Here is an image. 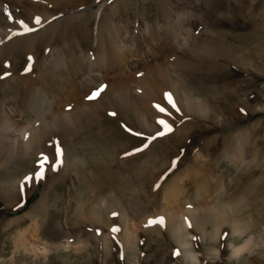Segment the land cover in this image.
I'll list each match as a JSON object with an SVG mask.
<instances>
[{"label": "rangeland", "instance_id": "1", "mask_svg": "<svg viewBox=\"0 0 264 264\" xmlns=\"http://www.w3.org/2000/svg\"><path fill=\"white\" fill-rule=\"evenodd\" d=\"M47 7L13 19L27 20L35 32L24 46L0 44V103L14 77V110L21 114L14 122L22 129L0 143V264H264V0H78ZM102 13L124 28L127 54L136 59L124 78L134 90L131 76L154 80L155 95L134 92L150 125H140L129 104L117 109L107 102L96 123L72 140L44 122L66 104L40 108L42 83L47 93L58 92L43 64L55 48L68 54L74 29L89 33L83 52L93 63ZM172 24L179 39L160 54L147 28H158L163 41ZM183 61L203 69L178 68ZM32 70L24 89L22 76ZM164 70L182 92L164 83ZM110 76L98 77L82 98L107 101L104 91L117 81ZM12 142L18 151L32 149L10 158Z\"/></svg>", "mask_w": 264, "mask_h": 264}, {"label": "bare ground", "instance_id": "2", "mask_svg": "<svg viewBox=\"0 0 264 264\" xmlns=\"http://www.w3.org/2000/svg\"><path fill=\"white\" fill-rule=\"evenodd\" d=\"M77 1L78 0H2L0 3V5H2L0 6V44L1 42H6L8 45L13 46V43L22 42L21 45L22 47L27 42H29V40L32 39L33 36L35 35L34 34L35 32L31 34L32 30L31 31L26 30L24 26L25 24H27L28 28L30 27L29 22H27V20L23 21L24 23H21L20 21L18 22L17 25H15L16 23L13 22V19H16L18 17V14L23 12H29V14H32L35 12V10H37L38 6H40V4L42 3L47 4L48 5L47 9L50 10L51 8L49 7H51V5H58L59 7L61 6L63 8L64 7L69 8L71 6L73 7ZM80 3H82V1H80ZM96 13H97L96 11H93L92 16L95 15ZM100 16L101 17L99 24L101 27H99V29L97 28V30L100 32V38H98L96 49H93L95 55L93 63L90 62L89 59L90 56L85 54L86 52L85 53L83 52L85 46L89 45V39L87 36V34L89 33H87L86 30L76 29L77 30L76 31L74 29L71 33L72 42L70 43L68 54H66V52L65 53L60 52L55 48L51 52V56L46 61H44L43 64V67H45L44 65H48L49 70L52 72L53 77L57 81L58 92L47 93L46 91L48 85L46 83H42L40 88L42 90L41 91L42 98L39 103L40 108H44V106H49L53 108L57 105L64 106L65 104L68 106L67 108V106L65 105L64 110L60 111L58 109L59 111L53 112L52 121L49 120L50 121L49 122L44 120V122L47 125L49 124L50 126L63 129L67 133V136H69L70 139L72 140L73 137H76V135L80 131L83 130L85 131V129H89L96 123L97 121L96 115L98 114L100 109L105 107V103L107 102L108 104H110V107H115L117 109L121 106L123 102L129 104L135 112L138 123L142 126L145 124L150 125L148 119L149 118L148 113L144 110L145 108L143 109L141 102L140 104H138L139 101H141L140 100L141 95L139 93L137 96L134 94V92L136 93L138 91L137 89H141L142 94L146 92L148 95H155V91H154L155 88L153 86L154 80L151 77L142 78L140 76L141 78H137L138 76L137 77L131 76L130 79L133 80L134 87L137 86L135 87L136 90L132 88L133 86L130 85L128 79L124 78V75L126 73L132 75V73L129 72L128 69H132V68L134 69L136 67L135 65L136 62L134 61L136 59L130 58L127 54L128 44H127V40L125 39L126 37L123 35L124 28L118 24L111 23L110 19H108V16H106L104 13H102ZM3 24H5V26H3ZM147 29L151 31V33L148 34L149 36L155 39L158 47V53L160 54L169 53L172 50V40L175 39L177 41V39H179L177 38L178 34L180 35L179 30H175L176 29L175 24H172L171 29L164 34L165 39L163 41H162L163 37L162 38L160 37L158 28L152 27V29L151 28H147ZM47 30L49 29L47 28L44 31ZM1 51L2 50L0 48V53ZM66 55L70 56L71 66L69 67L66 66L65 63L68 57V56L66 57ZM143 58L145 61L146 59H148V56L143 55ZM32 60L29 61L28 67H30ZM35 61H37V59H35ZM176 64L178 68L180 69L186 68V70H190L191 72L194 70L203 69L202 64L197 63V61H193V62L183 61V62H178ZM163 72H164V78L166 80V82L164 83L167 86H171L174 89H176L179 85V88L182 92V86L180 85L181 83L176 78L175 80H173L172 78V81H170L172 75L166 70H164ZM32 73L33 70L31 71V73L26 72V74L22 76V78L24 79L23 80L24 89L30 88L31 83L33 82L30 78L33 77ZM103 75H107V76L111 75L110 77L117 78V81L115 82L114 80L112 86L106 91H104V96L107 99V101H105V99H103L104 102L99 101L101 100L100 98L102 96L97 100L96 99L84 100L82 96L86 93V91L90 87L97 85V82L95 80ZM14 81H15L14 77L10 79L8 86H6L1 96L0 109L6 113L4 116L0 115L1 117L0 119H2L0 123V137L2 138V139L0 138V143L4 139H6L8 143L9 135H15L18 131L22 130L21 128H17V126L19 125L18 123L14 122V120L20 121L19 117L21 116V114L20 115L16 114L17 111L15 113L14 110V109H18L17 107L18 105L17 103H15L14 97L12 95V93H14ZM118 94L119 97H117ZM189 95L190 93L185 94L186 97H189ZM6 104L8 105V107L3 106ZM14 139H11V141H15ZM14 143L12 144V146L9 145L7 146L8 153L7 151L6 153L10 158H14V155L18 156L19 154L27 155L29 151L32 149L31 146L29 148L28 147L25 148L26 150L18 151L19 148H17L16 144ZM3 150L1 151L0 149V153H2ZM97 184L98 183H96L95 185ZM85 193L86 192H84V195H87ZM174 194L175 191H172L171 196H174Z\"/></svg>", "mask_w": 264, "mask_h": 264}, {"label": "snow or ice", "instance_id": "3", "mask_svg": "<svg viewBox=\"0 0 264 264\" xmlns=\"http://www.w3.org/2000/svg\"><path fill=\"white\" fill-rule=\"evenodd\" d=\"M40 22H41V21H40L39 18H37V19L35 20V23H37V24H39ZM21 23H24V22L21 21ZM24 26H25L26 30L31 31V29L28 28L27 24H25ZM9 75H10V73H9ZM141 75H142V74H141ZM98 95H99V91L94 92V93L92 94V96L89 97V99L94 98L95 96H98ZM166 95H167V98H168L169 102L172 103V106H173V107H176L175 102H174V100H173L171 94H166ZM158 107H159V106H158ZM159 110H160V111H165V109L162 108V107H161ZM177 111H179L178 108H177ZM159 123H160L161 125H163L164 128H165L167 131H171V126H170L166 121H164V120H160ZM129 131H131V130H129ZM163 134H164V133H158V135H163ZM136 135H140V133H136ZM150 139H155V137H151ZM147 146H148V145L145 144V145H144V148H146ZM142 150H143L142 148H138V149H136V151H142ZM59 156H62V152H58V157H59ZM45 163H47V158H46V157L43 158V159L41 160L40 167H41L42 169H43ZM40 176L43 177V171H41ZM31 179H32L31 177H26V178H25V182H26V183H27V182H30ZM22 190H23V188H22Z\"/></svg>", "mask_w": 264, "mask_h": 264}]
</instances>
